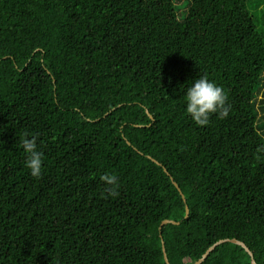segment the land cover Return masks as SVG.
Segmentation results:
<instances>
[{"label": "trees", "instance_id": "16d2710c", "mask_svg": "<svg viewBox=\"0 0 264 264\" xmlns=\"http://www.w3.org/2000/svg\"><path fill=\"white\" fill-rule=\"evenodd\" d=\"M200 76L231 105L203 127ZM223 239L264 264V0H0V264H194Z\"/></svg>", "mask_w": 264, "mask_h": 264}, {"label": "clouds", "instance_id": "9594fccd", "mask_svg": "<svg viewBox=\"0 0 264 264\" xmlns=\"http://www.w3.org/2000/svg\"><path fill=\"white\" fill-rule=\"evenodd\" d=\"M184 104V112L199 127L206 126L213 114L218 119L226 118L231 108L224 88L210 81L206 76H200L192 81L184 95ZM37 139L35 134H22L19 145L25 156L24 167L34 178L41 176L43 163V153L38 150ZM100 180L104 185L102 197L114 198L119 195V185L115 175L106 173L100 176Z\"/></svg>", "mask_w": 264, "mask_h": 264}, {"label": "water", "instance_id": "95a60500", "mask_svg": "<svg viewBox=\"0 0 264 264\" xmlns=\"http://www.w3.org/2000/svg\"><path fill=\"white\" fill-rule=\"evenodd\" d=\"M175 185V184H174ZM175 187L177 188V186L175 185ZM185 212H186V215H187V212H188V210H187V207H185ZM167 223H173L172 221H168V220H163L161 223H160V225H159V227H158V229H160L161 227H162V225H165V224H167ZM224 242H231V243H235V244H237V245H239V246H241L247 253H248V255L250 256V264H255V262H254V260H253V258H252V254H251V252L245 247V245L243 244V243H241V242H239V241H237V240H235V239H223V240H219V241H217L216 243H214L212 246H210L206 251H205V253L201 256V258L200 259H198L194 264H200L207 256H208V254L216 247V246H218L219 244H222V243H224ZM162 253H163V258H164V262L166 263V264H168V260H167V258H166V254H165V251H164V246H163V243H162Z\"/></svg>", "mask_w": 264, "mask_h": 264}, {"label": "rangeland", "instance_id": "374dc122", "mask_svg": "<svg viewBox=\"0 0 264 264\" xmlns=\"http://www.w3.org/2000/svg\"><path fill=\"white\" fill-rule=\"evenodd\" d=\"M261 98V93H258L257 100ZM260 115V114H259Z\"/></svg>", "mask_w": 264, "mask_h": 264}]
</instances>
